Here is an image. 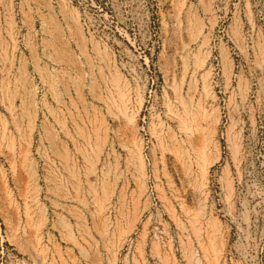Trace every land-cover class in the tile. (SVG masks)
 Listing matches in <instances>:
<instances>
[{
    "label": "rangeland",
    "instance_id": "1",
    "mask_svg": "<svg viewBox=\"0 0 264 264\" xmlns=\"http://www.w3.org/2000/svg\"><path fill=\"white\" fill-rule=\"evenodd\" d=\"M0 264H264V0H0Z\"/></svg>",
    "mask_w": 264,
    "mask_h": 264
},
{
    "label": "bare ground",
    "instance_id": "2",
    "mask_svg": "<svg viewBox=\"0 0 264 264\" xmlns=\"http://www.w3.org/2000/svg\"><path fill=\"white\" fill-rule=\"evenodd\" d=\"M141 146V145H140ZM143 166V165H142ZM142 169V168H141ZM205 171V170H204Z\"/></svg>",
    "mask_w": 264,
    "mask_h": 264
}]
</instances>
